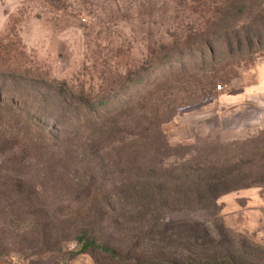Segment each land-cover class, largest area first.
Returning a JSON list of instances; mask_svg holds the SVG:
<instances>
[{
    "label": "rangeland",
    "instance_id": "rangeland-1",
    "mask_svg": "<svg viewBox=\"0 0 264 264\" xmlns=\"http://www.w3.org/2000/svg\"><path fill=\"white\" fill-rule=\"evenodd\" d=\"M260 61L264 0H0V264H144L156 221L167 257L264 264L221 215L264 183L253 108L185 118Z\"/></svg>",
    "mask_w": 264,
    "mask_h": 264
},
{
    "label": "crops",
    "instance_id": "crops-1",
    "mask_svg": "<svg viewBox=\"0 0 264 264\" xmlns=\"http://www.w3.org/2000/svg\"><path fill=\"white\" fill-rule=\"evenodd\" d=\"M251 70V79L238 84L225 82L222 89H214L212 96L203 106L189 111L187 116L183 117L191 120L193 113L205 111L203 117H206L209 109L217 114L218 110L224 112L226 109L234 110L250 106L254 111L250 122L257 123L259 141L264 147V61L255 63ZM174 125H172L175 127L174 131H177L179 127L177 122ZM169 130L167 125L168 135ZM220 200L224 225L234 231L250 234L254 240L258 239L264 244V183H249L234 187L223 192Z\"/></svg>",
    "mask_w": 264,
    "mask_h": 264
},
{
    "label": "trees",
    "instance_id": "trees-1",
    "mask_svg": "<svg viewBox=\"0 0 264 264\" xmlns=\"http://www.w3.org/2000/svg\"><path fill=\"white\" fill-rule=\"evenodd\" d=\"M211 96L212 95H210V97ZM39 134H41V133H39ZM158 223H157V221L155 222V226H157L156 229H155V227L153 229L155 236H153L151 238V240L156 241L157 250L155 251V254L151 255V257H147V256L143 257L144 258L143 260L145 261L144 264H191L192 258L187 254L184 256L180 255V258H178V257L177 258L176 257H167L164 255L165 252L169 251L168 250L169 246L167 248H165L166 246H164V244L166 243L168 245L169 241H167V239L164 236L161 237L159 235V231H161V222L159 221ZM146 237H147V235L145 233L136 234V235H134V239H133L132 243H134L136 245H142V243L144 242ZM149 237H151V236H149ZM75 240H76L77 248H75V250H73V252L83 251L86 248L91 247V246L92 247H98L102 251L110 250V247L107 244H105L103 242H96L94 238L89 237L88 233L85 230H81L79 233L75 234ZM175 245L181 246V247L183 246L188 251L191 250L188 245L180 244V242H176ZM140 258L141 257H138V256H135L133 258L135 264H140L139 263ZM204 261L207 264L209 262L208 257H206V259Z\"/></svg>",
    "mask_w": 264,
    "mask_h": 264
},
{
    "label": "built area",
    "instance_id": "built-area-1",
    "mask_svg": "<svg viewBox=\"0 0 264 264\" xmlns=\"http://www.w3.org/2000/svg\"><path fill=\"white\" fill-rule=\"evenodd\" d=\"M215 87L219 88L220 87V84L219 83L215 84Z\"/></svg>",
    "mask_w": 264,
    "mask_h": 264
}]
</instances>
